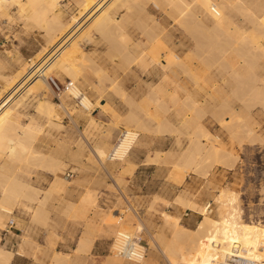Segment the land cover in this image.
Returning <instances> with one entry per match:
<instances>
[{
  "label": "crops",
  "instance_id": "crops-1",
  "mask_svg": "<svg viewBox=\"0 0 264 264\" xmlns=\"http://www.w3.org/2000/svg\"><path fill=\"white\" fill-rule=\"evenodd\" d=\"M244 1V10H250L257 19L250 17L252 13L241 7L237 8L244 15L237 13L236 7H229L223 13L224 25L228 24L222 28L214 26L199 9L195 10L199 14L194 11L196 24L193 19L190 24L197 27L199 22L204 23L198 25V28L206 26L205 29L200 27L207 33L203 32L204 39L197 33L200 28H186L188 22H176L169 13L166 15V11H161L149 0H112L104 13L98 16L102 21L94 22L93 19L86 23L77 33L76 42L70 45L77 51L71 61L76 71V80L72 83L81 91L85 88L88 93L83 92L91 95L88 96L95 109L93 114L81 108H65L66 113L60 123L46 114L48 120L45 119V123L36 124L32 117L24 123L26 120L18 112V107L27 97L35 95L25 91L22 81L12 86L10 80L15 76L3 78L0 116L10 115L5 134L16 140L26 127H40L43 133L36 140L34 149L24 155L28 160L22 161L21 155L10 156V150H0V264H102L105 258H117L115 253L108 256L113 238L137 235L144 230L141 221L134 222L129 215L119 217L121 209H125L120 206V198L138 216L137 219L149 220L147 214L152 206L165 213H176L175 200L178 203L179 200H187L202 212L200 204L180 195L184 184H189L191 191L197 187V181L189 176L181 182L175 176L179 168L185 174H194V170L199 172L197 164H192L191 160L207 157L205 151L199 156L193 151L190 137L192 122L194 125L200 120L209 133L208 141L229 142V135L218 127L225 128L224 122L228 124L230 109L239 112L249 103L252 110L255 104L246 100L252 91L249 87L254 85L245 77L255 71L259 73H256L257 79L264 78V71L260 72L261 68L264 70L261 67L264 66L261 61L264 54L260 53V49L264 51V19H261L263 23L260 21L264 15V7L261 6L264 0H247L249 5ZM149 4L157 7L156 14L150 13ZM79 11L78 7L75 15L78 16ZM87 16L88 13L83 15L78 23ZM197 19L201 20L198 22ZM70 20L65 18L67 22ZM261 23L263 26L260 28ZM252 28L261 30L256 33ZM234 31L237 34H231ZM258 33L262 40H258ZM95 36L110 47L104 50L101 44L87 52L83 45L94 42ZM242 36L252 41L256 38L254 42L259 45ZM246 43L255 50L251 52L252 48ZM70 47L66 50L69 51ZM154 48L164 58L167 57L164 54L166 49L174 52L178 67L175 65L172 70H162L150 55ZM50 53L41 59V63ZM50 63L51 60L46 62L47 65ZM250 64L253 69L248 67ZM253 74L251 79H255ZM243 78L245 84L251 86L245 85ZM60 79L70 80V77L64 74ZM158 88L163 91H158ZM21 90L24 94L12 102L16 96L11 97ZM65 97L72 99L69 92ZM14 103L17 106H13ZM199 110L205 112L197 118ZM43 124L47 126L44 130ZM53 126L62 128L57 131ZM123 129L139 132V142L124 162L110 161V146ZM37 153L41 155L40 159ZM49 157L59 158L64 166L63 172L59 173L62 181L53 187V175L46 170ZM69 172L74 173V178L65 177ZM26 184L36 190L32 201L20 198ZM17 200L20 204L15 207ZM6 208L10 211L8 214ZM11 216L12 228L8 224L10 220H7ZM151 216L155 220L159 218L154 212ZM104 217L109 218V223H103ZM187 223L191 225L194 220L190 218ZM7 255L8 261L5 260Z\"/></svg>",
  "mask_w": 264,
  "mask_h": 264
},
{
  "label": "bare ground",
  "instance_id": "bare-ground-1",
  "mask_svg": "<svg viewBox=\"0 0 264 264\" xmlns=\"http://www.w3.org/2000/svg\"><path fill=\"white\" fill-rule=\"evenodd\" d=\"M75 1L77 3L78 7L80 8V11L78 13V16L74 15L73 18H71V20L69 22H67V21H65L63 13L59 9L60 0H0V10L5 8L6 6H17L19 8L20 12L23 15L24 14L26 15L29 23L33 24L35 27H38L39 29H42V31H44V33L47 36V38H46L47 39V43H46L47 46H45V49H43V51L38 56H36L35 59L30 60L29 63H26V64L24 63L22 65V68H20L21 69L20 72H18V74L15 75L13 80H10V83L13 86V85H15V83L22 81V87L25 86V91H27L28 93H31L35 96L41 97V99H39V101H38V109L41 112H43L44 114L48 115L49 118H56L58 120H59L60 116H58L57 111L55 109V108H57V106L54 107L53 103H51L48 99H46V97H43L42 92H43V90L45 91V89L46 90L51 89V86L49 85L48 79L52 75H54L60 79V75L65 74V75L70 77L71 81L74 82L76 80V77H75L76 71L73 69V67L71 65V61H73L74 56H75L73 54L76 53L77 51L74 49L72 50L71 47H73V45L71 47H70V45L76 42L77 33L84 27V25L86 23H88L89 21H91L93 19H94V22L102 21V20H100V18H98V16L100 14L104 13L106 7L110 4V2L112 0H75ZM219 1H221V2H219ZM252 1H249V2H252ZM149 2L154 3L156 6L159 7V9L161 11H166L167 12V13L165 12L166 15H168V13H169V16L172 17L176 22L182 21V20L184 21V24H185V22H188L185 25L186 28H187V26L188 27L192 26V24H190V23H193L195 18H197V17H195V12L197 11V9L202 11L205 18L206 19L208 18L210 22H213L215 24L214 26L222 28L223 25L225 24L224 23L225 22L224 21L225 14L223 15L224 11L227 12L229 10L228 9L229 7H231L230 9H232V7L234 6V8L236 7L235 10L238 13L239 10L237 7H239V8L241 7L244 10L243 6H245L244 0H225L224 3H223V0H149ZM247 3H248V1H247ZM249 4L250 3H248L247 5H249ZM262 5L264 7V4L261 3V6ZM259 7H260V5L258 6V8ZM242 9H241L242 12H244L246 10L245 9L243 11ZM200 11H198V12H200ZM247 11H249V13H252V12H250V10H246L245 12H247ZM87 13L89 14V16H87V18H85L83 21L80 20L82 22L78 23L79 19L83 15H86ZM196 14H197V12H196ZM197 15H199V14H197ZM241 15H244V14L242 13ZM258 15H260V14L258 13ZM247 16H248V20H249V15L246 14V17ZM252 16H254V13H252V15L250 17H252ZM263 16L264 15H262V18H260V21H261V19H264ZM193 17H195V18L193 19ZM242 17H244V16H242ZM254 17H256V16H254ZM202 18L204 19V17H202ZM189 19H191L190 21H192V19H193V21L190 22ZM256 19H257V17H256ZM200 20L197 19L198 22ZM201 22H199V24ZM178 23H180V22H178ZM229 23L231 24V22H229ZM253 23H254V20H253ZM257 23H258V21H257ZM262 23L259 25L260 28H261V26H263ZM194 24H196V20H195ZM194 24L192 27L195 29L196 26L194 27ZM199 24H197L196 28H198ZM201 24L204 25V23H201ZM205 24H206V22H205ZM227 24H228V22H227ZM227 24H226V26H227ZM203 25H200V27L201 26L204 27ZM231 26L232 25H230V27ZM253 26H254V24H253ZM205 27L203 29H205ZM255 27H256V25H255ZM259 27L257 25V28H259ZM257 28H256V31H254V29H255L254 28L253 32L257 33L258 31L261 30V29L259 30ZM200 29L201 30H199V32L197 31V33L199 35L200 34L203 35V32H205V31H202L203 30L202 28H200ZM226 29H225V32H226ZM188 30H189V28L187 29V31ZM212 30H214V28ZM217 30H218V28H217ZM191 31H193V30H191ZM191 31L189 33H191ZM262 32L263 31H261V33ZM210 33H212V32H210ZM218 33H221V32H218ZM235 33H236V31H234V33H231V34H235ZM213 34L214 33H212V35ZM245 34L247 36V33H245ZM249 34H251V33H249ZM254 35L252 34V37H254ZM256 35H255V37H257ZM195 36H196V34H195ZM201 36H199V37H201ZM203 36L202 37L205 39V34ZM213 36L215 37V35H213ZM218 36H220V35H218ZM230 36H233V35H230ZM246 36L245 37L242 36L241 38H247L248 36L247 37ZM258 36H259V38L258 37L257 38L259 40L261 37L260 33H258ZM210 37L211 36H209V38ZM227 37H228V34H227ZM237 37H238V35H237ZM252 37H250V38H252ZM193 38H195V37H193ZM232 38H231V40H232ZM196 39H197V37H196ZM246 40L252 41V39H248V38ZM246 40H245V42H246ZM255 40H256V38H255ZM260 40H262V39H260ZM254 41H252V42H254ZM261 42H263V41H261ZM254 43L257 44V42H254ZM248 44H249V42H248ZM248 44H247V46H249V45L251 46L253 43L249 44V45ZM253 45H252V47H255V45L254 46ZM257 45H259V44H257ZM260 46H263V45L260 44ZM68 47H70L69 51L66 50ZM252 47H250V48H252ZM258 48L259 47H256V49H258ZM262 48H264V47H262ZM155 49L156 48H154V50ZM253 49L254 48L251 49L252 50L251 52H253L255 50V49L254 50ZM258 50H257V52H258ZM51 51H52V54L50 53ZM261 52L264 54V51L262 49H260V53ZM49 53L51 55L49 57H47V60H45L41 63V59L43 57H45L46 55H48ZM164 54L167 56L166 58H164L162 54L158 55L156 53V50L153 51V53L152 52L150 53V55L153 56V59L152 58L151 59L154 60L155 63L159 64L162 67V70L163 69L166 70V69H170V68H171L170 70H172L173 69L172 67L175 65L178 67V65L176 63V59H175L176 55L174 54V52H171L168 49H166V51H164ZM256 58H258V57H256ZM0 59H2V58H0ZM48 60H51V63L49 65L46 64V62ZM261 61H262V63H264V60H261ZM6 65L4 64L3 60L2 61L0 60V69L6 67ZM250 66H251V64L248 67H250ZM244 67H245V65H244ZM261 67H264V66H261ZM257 68H260V67H257ZM251 69H253L252 66H251ZM244 70H245V72L247 71L246 69H244ZM262 71H264V70H262V68H261L260 72H262ZM245 72H243V73H245ZM253 73L250 72V75L253 74V77L256 76V73L259 74L258 72L255 73V71H253ZM237 75H238V73H237ZM245 75H246V73H245ZM247 75L249 77L248 76L245 77L246 81L248 83L250 82L251 84L254 85V87H252V88L249 87L250 90H252L251 92L249 90V92H250L249 94L251 95L250 99H252V100L257 99L258 101H260L264 105V78L262 77L260 79L259 78L257 79V77H255V79H253V78L251 79L249 73ZM248 78H250V79H248ZM243 82H244V78H243ZM244 84H245V82H244ZM251 84H247V86H249V85L251 86ZM255 84H256V86H255ZM245 88H247V87L245 86ZM155 89H156V87H155ZM160 90L161 89L158 88V91H160ZM79 91L80 90L73 85V88H71L69 91L71 98H73V95L77 96ZM161 91H163V90H161ZM154 92H155V90H154ZM160 92H159V94H160ZM47 93H48V91H47ZM84 96H85V98H84L83 104H84V107L86 108V113H92L93 114L95 109L93 107V103L91 101V98L86 93H84ZM1 97H2V95L0 94V100H1ZM167 98H168V96H167ZM243 101L244 100H242V103L245 104L244 103L245 101L244 102ZM168 102H170V101H168ZM229 107H230V104H229ZM245 108L246 109H244L242 107V111L240 109L239 112L233 110V108L230 109V111H231L230 115L232 116V119H235V122H237L238 124L243 123V121L245 119H250V118L254 119L253 115L251 114L250 109L248 107H245ZM203 111L199 110V112L197 114V118L199 117V114L202 113ZM71 114H72V112H71ZM9 117H10V115H8V114L5 117L0 116V150H10V153H11L10 156L21 155L22 161L28 160V158H24V155H28L29 154L28 152L32 151L34 149L35 141H36L37 137L41 134L42 131H41V129H39L37 127H29V128L26 127L23 130L22 135L17 137L16 140H13L5 134V133H7V128H8L7 123L9 121L8 120ZM194 123H195V121H194ZM191 126H192V132H191L190 137L193 140L192 144H193V149L195 150V152H201L203 150L210 148V150L212 151V153L214 155L222 157L221 160H223L225 162L227 161L230 163L235 162V160L237 159V156L234 155L231 150L230 151L226 150L225 147L219 149L218 147H214V146L209 145V143H208L209 133L206 130V128H204L203 125H201L200 120H197V122L194 125L192 122ZM231 126H232V124L229 121L227 124V127H231ZM126 131L129 132L130 137L128 140H126L124 143L121 144L120 148L116 151V155L114 158V159H117L118 160L117 162H119V163L124 162L123 160L128 157L130 151L139 142V138H140L139 132H136L133 130H126ZM235 138H237V137L235 136ZM246 139H248V141ZM245 140L247 142H251V143L252 142L255 143L257 141L260 142L259 141L260 140L259 135H257L253 130H247V132L245 133V136L241 138L240 144L242 145L243 142H246ZM262 142H263V140H262ZM112 148H113V146H112ZM99 154L101 156L103 155L102 152H99ZM40 156L41 155L39 153H37L38 159H40ZM108 157H109V154H108ZM9 160H11L10 157H9ZM47 163L49 166L46 167V170L49 171L53 175V178H54V182L52 183V187H53L55 184H59L60 181H62V179H60V177H59V173L63 172L64 166L62 164V161L59 158L55 159V157H49ZM231 167L232 166H230V168ZM194 172H195V170H194ZM206 173L207 172H205L204 175H207ZM197 174H199V173H197ZM186 175H187V173L185 174V172H183V170H177V174L175 176H176V179L178 181L183 182L185 177H187ZM116 179H118V178H116ZM117 184H118V182H117ZM35 191L36 190L33 189V187H31L30 184H26L23 186V189L21 192L22 194H20V195H22V197L20 196V198H24L28 201H32V199L34 198ZM18 202L19 201L17 200L15 207H17L18 204H20ZM214 204L217 207L218 219L213 220L212 218H210L208 216L210 214V212L208 211L209 206H207V208H205V207H201L199 205L200 208L202 209V213L204 214V219L202 222L199 223L198 227L194 230H190V229H187V228L181 226L179 219L173 220V218L171 216H168L165 214V224H166V226H169L172 229L173 238H174V241L170 242L169 244H166L164 242L165 240H162L163 241L162 246H164L162 254L165 257L168 264H221V263H224L227 261L228 256L233 253V249L235 247L240 249L241 254L245 255L247 258L254 260V261H257L260 264H264V226H262V225H251V224H246V223L242 222V213H241L242 211H241V208L239 207L237 193H235L231 190L225 189V190L221 191L220 195L214 201ZM6 209H7L6 214H8V212H10V211H8V208H6ZM12 216L9 217V220L12 218ZM104 218L105 219L102 218L103 223H105V224L109 223V218L108 217H104ZM82 242H84V241H82ZM82 245L84 246V243ZM82 245L80 247L83 249L84 247ZM85 249H86V247H85ZM111 250H112L111 253L114 254V247H111ZM84 251H86V250H84ZM8 259H9V255H7L5 257L6 261H8ZM119 259L120 258H118V257L117 258L108 257V258H105V261L102 264H116V263H119ZM144 261L145 260H143L140 264H143ZM150 263H152V262H150V258L147 257L145 264H150Z\"/></svg>",
  "mask_w": 264,
  "mask_h": 264
},
{
  "label": "rangeland",
  "instance_id": "rangeland-1",
  "mask_svg": "<svg viewBox=\"0 0 264 264\" xmlns=\"http://www.w3.org/2000/svg\"><path fill=\"white\" fill-rule=\"evenodd\" d=\"M59 4V9L66 19L70 20L78 11V5L75 0H60ZM148 8L150 13L156 14L158 11L153 4H149ZM136 32L140 31L137 30ZM96 37L99 38L95 36L94 42L84 43L83 48L87 52L96 49L101 44H103L102 47L104 50H106L108 46L110 47L106 41L97 39ZM46 38L47 36L44 31L29 23L26 15H23L17 6H6L0 10V58H2L0 60H3L5 65L8 63V66L6 65V67L0 69V86L4 81L3 78L10 79L17 75L24 63H29L30 60L35 59V57L45 49V46H47ZM53 77L57 78L54 75ZM57 79L61 82L65 81V79ZM82 91H85V88H82ZM16 94L17 93L11 97L12 99L16 96L12 102L18 98L20 94H24V92L21 90L17 95ZM88 95L91 97L90 94ZM42 96L53 103L54 107L57 106L55 109L60 117L59 120L56 118L53 119L59 123L66 113L65 108L72 110L80 109L70 98L64 96L62 99L58 100L52 89L43 90ZM248 96L246 100L255 103L252 110H250L254 119H245L243 123L238 124L235 122V119H232V116H230L229 121L232 124L231 127H227L225 122L222 124L225 128H221V126L218 127L222 132L229 135V142L225 143L216 139L215 141H208L210 146L218 147L219 149L225 147L226 150H231L233 154L237 156L235 162L230 163L221 160L222 157L214 155L210 148L201 152H195L193 149L197 156L205 151L207 157L204 159L197 157L191 160L192 164H197L199 172H194V174L191 175L187 174V177L191 176L192 179H195L197 181V187L195 189L192 188L190 191L188 188L189 184H184L180 195L188 197L190 200L200 204L201 207L207 208V206L211 205L208 210L210 214L208 213L209 215H207L213 220H216L218 216L214 201L220 195L221 191L225 189L231 190L238 195V203L242 211V222L264 226V105L257 99H250V94ZM39 99H41L40 96H29L24 100V103L21 102V106L18 107V112L24 116L23 119L26 120L24 123L29 122L30 117L34 119L36 124L45 123V119L48 120V117L38 109ZM61 102L63 103L62 106ZM13 106H17L16 103H14ZM250 106L249 103H246V107L250 109ZM41 127H43L44 130L47 126L43 124ZM53 127L50 128L57 131H60L62 128L61 126L60 128L56 126ZM247 130H253L259 135L260 142L251 143L247 142L248 139H246L247 141L245 140L246 142H243L241 145V138L245 136ZM235 136L238 139L235 138ZM110 147H112V145ZM230 166L233 168H230ZM178 170L183 169L179 168ZM204 171L207 172V175H204ZM120 206L121 208H125L121 209V213H123L124 216L129 215L133 218L134 222H142L144 226L142 238L147 245V257L150 258V262H152L150 264H168L162 254L164 247L162 246V240H165L164 242L169 244L174 241V238L172 229L164 223L165 214L178 217L181 225L190 230L196 229L199 223L204 219V214L199 211V208H194L193 204L189 203L187 200H179V203L175 200L173 206L176 213H165L152 206L147 214L150 218L149 220H145L143 217L137 219L138 216L136 217L133 211L125 206L121 198ZM131 206L134 210H138L135 206ZM151 212L158 214L159 218L157 220L152 219ZM185 214H188V216ZM190 218L194 220V223L191 225L187 223V220ZM7 220H9V218ZM137 227L139 228L138 225ZM111 237L113 238V236ZM110 255L114 256L111 250L110 253H108V256ZM121 261L123 264H134L121 259H119L118 264H120ZM145 261L143 264H145Z\"/></svg>",
  "mask_w": 264,
  "mask_h": 264
},
{
  "label": "built area",
  "instance_id": "built-area-1",
  "mask_svg": "<svg viewBox=\"0 0 264 264\" xmlns=\"http://www.w3.org/2000/svg\"><path fill=\"white\" fill-rule=\"evenodd\" d=\"M49 85L51 89L56 95V98L60 100L62 97L65 96L67 92L73 88V83L71 80L66 79L64 82L59 81L57 78L51 76L48 79ZM84 93L83 91H79L77 96L73 95L72 100L75 104L83 109L86 112V108L84 107ZM129 132L125 129L120 131L113 144V148L109 153V160L110 161H118L115 158L116 151L120 148L121 144L124 143L126 140L129 139ZM67 179L74 178V173L69 172L65 175ZM211 205L209 206V208ZM124 214L120 213L119 217H123ZM9 226L12 228L14 226V222L12 220L9 221ZM111 247H114V253L124 261L140 264L145 258L147 257V245L145 244L142 233H138L137 235H119L112 240ZM221 264H260L257 261L251 260L247 258L245 255L241 254L240 249L234 248L233 253L228 256L227 261Z\"/></svg>",
  "mask_w": 264,
  "mask_h": 264
}]
</instances>
